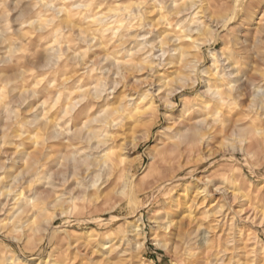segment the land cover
Returning <instances> with one entry per match:
<instances>
[{"label":"clouds","instance_id":"clouds-1","mask_svg":"<svg viewBox=\"0 0 264 264\" xmlns=\"http://www.w3.org/2000/svg\"><path fill=\"white\" fill-rule=\"evenodd\" d=\"M0 264H264V0H0Z\"/></svg>","mask_w":264,"mask_h":264}]
</instances>
